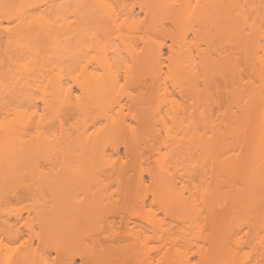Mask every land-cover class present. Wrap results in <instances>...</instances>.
Instances as JSON below:
<instances>
[{
    "label": "bare ground",
    "instance_id": "obj_1",
    "mask_svg": "<svg viewBox=\"0 0 264 264\" xmlns=\"http://www.w3.org/2000/svg\"><path fill=\"white\" fill-rule=\"evenodd\" d=\"M182 1L185 2L133 0L129 4V0H0V6L4 3L31 6L13 10L15 14H23L10 37L0 27L3 34L0 38V68H7L9 82L8 86L0 82V90L22 93L28 101L23 106L0 108V116H5L0 126V199L7 196L5 191L2 195L3 189L7 186L6 189H12L9 185H16V189L22 191L21 196L30 198V201L26 198L29 201L26 219L31 226L36 222L44 235L43 240L36 241L37 249L42 248L45 252L50 250L49 247L58 249L60 259L67 251H72L71 256L78 254L83 261L99 260L109 264L112 252L103 249V242L99 240L101 243L98 244L94 235L95 241L92 240L89 229L92 225L95 229L102 220L105 223L106 219L102 217L106 213L104 209L108 208L109 194L107 199L102 191H108L106 180L112 182V186L116 183L120 195V188L122 191L147 190L146 174L151 180V189L155 187L152 192L156 193L155 200L160 209H169L170 212L175 206L173 210L176 212H170L171 217L179 214V220L185 222L180 224L185 226L187 221L192 231L197 229L196 238L211 245L204 250L216 248L215 252L199 254L203 260H209L208 264L238 261L239 255L236 252L229 254L232 246L228 248V245H233L232 232L240 221H247L251 229L245 244L255 242L256 245V237H260L257 225L264 227V91L260 87L264 75L260 58L264 49L260 45L259 26L257 24L249 37L241 30L242 25L237 24L239 18L234 5L248 4V0ZM197 3L199 7H196ZM257 6L260 7L258 2ZM257 6L249 11L255 10L256 14ZM120 11L130 19L117 25L115 21ZM142 14L145 16L143 20ZM255 18L258 20L259 15ZM168 21L175 31L166 28ZM166 39L173 41L171 47L166 46L169 53L164 49ZM90 50L94 56L86 55ZM25 58L30 61L27 70L16 71ZM81 59L94 65L96 71L94 74L88 72L77 81L70 73ZM119 69L123 71L118 74ZM147 78L151 79L148 81L150 85H146ZM69 79L74 91L66 102L62 96H67L68 89H62L60 84ZM118 80L124 83L123 88L119 87ZM166 81L170 82L172 91L178 90L176 93L183 100L179 102L170 95L168 87L165 88ZM37 93L48 97L47 109L42 100L34 98ZM77 93L81 95L80 101H75ZM167 95L171 96L170 99ZM183 97L190 103L188 117L185 111L180 113L185 105L189 106ZM36 104L41 107L32 110L47 112L43 118L32 117L29 108ZM165 105L167 113H164ZM169 111L172 122L169 125L176 128L163 127ZM70 117L75 118V124L68 122ZM65 120L70 124L68 127ZM160 130L165 131V137L168 135L166 138L170 139H165L168 142L164 140L167 144L160 143L168 156L165 151L160 154L162 147L158 150L154 145L160 142ZM152 136H155V142L158 141L153 145ZM120 139L125 140L129 152L126 154L130 156L126 157L127 160L118 156ZM172 145H175L174 150L169 149ZM148 146H154L155 151ZM144 147L149 148V155L145 154ZM156 150L159 157L153 158L150 166L148 162L151 160L146 162V159L155 157ZM182 152L184 156L188 154L187 158L190 156L186 166ZM172 153L181 156H176V160ZM172 157L176 160L172 161L173 164ZM42 163H46L43 165L48 169ZM48 163L53 167H48ZM177 176H181L183 182L184 179L187 182L190 179V182L187 185L181 181V184ZM6 193L9 196V190ZM15 197L19 201L26 200L20 197V193ZM105 198L107 204H104ZM122 203V207L115 208L121 211ZM112 204L108 209L114 213ZM2 208V211L6 210L4 206ZM21 212L15 211V216L21 217ZM150 213L154 214L149 212L148 215ZM148 217V221L150 217L155 218ZM200 218L205 220L206 223H202L210 228L211 233L206 231L205 225H200ZM150 222L158 225L160 221ZM2 223L0 226L4 228ZM160 227L164 228L161 223ZM2 228L0 230L4 233ZM98 228L101 229V224ZM78 232L92 242H85V237H81L84 242L80 239L83 244L79 242ZM75 244L79 245L77 249H73ZM251 244L249 246L253 247ZM129 246L133 248L135 245ZM223 246L225 250H221ZM176 252L167 254L169 259L163 257L164 260L169 264L180 261L186 264L188 256ZM70 255L64 259H69ZM5 258L0 252V261ZM20 258L39 260L40 256L33 250ZM124 260L122 264L131 259Z\"/></svg>",
    "mask_w": 264,
    "mask_h": 264
},
{
    "label": "rangeland",
    "instance_id": "obj_2",
    "mask_svg": "<svg viewBox=\"0 0 264 264\" xmlns=\"http://www.w3.org/2000/svg\"><path fill=\"white\" fill-rule=\"evenodd\" d=\"M260 1L261 0H258V1H254L253 0V3L254 4H256L255 6H257V2H258V4L260 5ZM180 2H185V1H182V0H180ZM248 4H250L251 3V5L253 4L252 3V0H248ZM133 3V0H129V4H132ZM246 3V2H245ZM253 4V5H254ZM249 8H252V7H249ZM249 8L247 9V11H248V13L250 14H252L253 12H255V10H253V9H256V8H253L251 11L252 12H250L249 11ZM257 9L259 10V12H261V8L259 7V6H257ZM258 10H256V16L258 17V15H259V13H258ZM137 11H138V13H139V9L137 8ZM47 13H48V9H47ZM255 16V17H256ZM142 17H145L143 14H142ZM168 23V24H167ZM167 23H165V26H166V28L167 29H169L170 31H175L173 28V25H171V24H169L170 22L168 21ZM173 29V30H172ZM192 36V35H191ZM190 36V38H192ZM3 37V34H2V32L0 31V38H2ZM172 38H173V36H171ZM166 38V37H165ZM172 38H171V40H172ZM164 39V38H163ZM168 39V38H167ZM166 39V43H168V44H166L165 43V52H167V53H169L168 51V46L170 45V47H171V45L173 44V43H170V42H173V41H170V40H167ZM164 41H165V39H164ZM163 41V42H164ZM169 41V42H168ZM168 48H167V47ZM167 49V50H166ZM166 53V54H167ZM168 55V54H167ZM7 69V68H6ZM6 69L5 68H0V82L2 83V84H4V85H6V86H8V84H9V82H8V80H7V77H6ZM123 74V73H122ZM122 77V76H121ZM146 81H147V83H146V85L148 84V83H150L151 82V79L150 78H147L146 79ZM148 81H150V82H148ZM163 82V81H162ZM166 83L168 84L167 86H165V84L163 83V85L165 86V88H166V90H167V87H168V91L171 93L170 95H172V97H175L176 99L178 98V101L180 102L181 100H183V99H180V97L181 96H179V93H176V92H178V90L176 89V92H174V91H172L173 90V87L171 86V84H170V82L168 83L167 81H166ZM169 84H170V86H169ZM148 85H150V84H148ZM163 86V87H164ZM170 87H172V88H170ZM175 89V88H174ZM133 90V89H132ZM171 90V91H170ZM169 92H166V93H169ZM173 93V94H172ZM176 93V94H175ZM40 94V93H39ZM163 94V93H162ZM36 95V94H35ZM40 96V95H39ZM37 96H35L34 98L36 99V100H38V98H36ZM166 97V96H165ZM167 97L170 99V97L171 96H168L167 95ZM168 98H166L167 100H168ZM184 98V97H183ZM173 99V98H172ZM171 99V100H172ZM185 100L187 99V98H184ZM184 100V101H185ZM124 101H126V100H124ZM169 101V100H168ZM168 101H167V103H168ZM187 101V100H186ZM185 101V102H186ZM38 102H40V100L38 101ZM185 102H184V105H185ZM188 103H189V101H187ZM28 103V101H27V97L26 96H23L22 95V93H18V94H16V93H4L3 91H1L0 90V108H6V109H10V108H14V107H19V106H23V105H26ZM167 103H166V105H167ZM175 103H176V101H175ZM164 106V108L165 107H167L168 105H171L170 103H168V105L167 106ZM178 105H179V103H178ZM181 105H183V104H181ZM183 105V106H184ZM177 106V105H176ZM170 107V106H169ZM188 107H190V103H189V106L187 105V107H186V105L183 107L184 109H182V111L180 112L181 114H184L183 113V111H185L186 113H187V111H188ZM167 108H165L164 109V113H167L168 112V110H166ZM169 109V108H168ZM177 109V108H176ZM165 110L167 111V112H165ZM170 110V109H169ZM217 110V109H216ZM177 112H179V111H177ZM171 113V111H169V113H168V115ZM188 115V113L186 114V116ZM166 117H170V115L169 116H167V114L165 115ZM181 116V115H180ZM179 116V117H180ZM188 116H190V115H188ZM187 116V117H188ZM4 117L5 116H0V119H4ZM76 117V116H75ZM185 117V116H184ZM187 117L185 118L186 120H187ZM193 117V116H192ZM191 117V118H192ZM73 118V117H72ZM71 117L70 118H68V122L70 123V124H75V123H73V122H76V120H74V119H72ZM182 118V120H184L183 119V116L181 117ZM77 119V118H76ZM188 119H190V117L188 118ZM195 119V118H194ZM193 119V120H194ZM171 120V119H170ZM192 120V121H193ZM65 123H66V126L68 127V125H70V124H68V122H66V120L64 121ZM185 123L187 122V121H184ZM191 122V121H190ZM196 122V121H195ZM194 121H193V123H195ZM172 123V122H171ZM170 123V124H171ZM174 124V123H173ZM185 125V124H184ZM169 126H171V125H169ZM174 125H172L171 127H173ZM176 126H177V124H176ZM191 126V125H190ZM194 125H192V127H193ZM66 127V128H67ZM158 127H160V126H158ZM175 127V126H174ZM189 127V126H188ZM161 128V127H160ZM176 128V127H175ZM186 128V127H185ZM173 129V128H172ZM193 129V128H192ZM178 130V129H177ZM176 130V131H177ZM189 130V129H188ZM172 131H174V130H172ZM176 131H175V133H176ZM190 131V133L192 132V130H189ZM158 133V132H157ZM174 133V132H173ZM172 133V134H173ZM184 133V132H183ZM182 133V134H183ZM161 134L162 136H160L159 137V135ZM156 136L157 137H159L158 139H160L159 141L160 142H155L156 140L153 138V137H155V136H152L151 138L154 140V141H152V140H150V141H152V145H153V142L154 143H157V144H154L155 145V148L156 149H158V147L160 148V147H162V148H160V150H159V152H160V154L161 153H163V151H165L166 152V150H165V148L163 149V147H164V145L163 144H167L165 141H167L168 139L165 137V131L163 132V131H159V133H158ZM185 134V133H184ZM164 135V136H163ZM156 137V138H157ZM164 137V138H163ZM169 137V136H168ZM185 137V136H184ZM151 138H149V139H151ZM165 139H167V140H165ZM165 140V141H164ZM149 141V140H148ZM164 141V142H163ZM169 141H170V139H169ZM146 142H147V140H146ZM163 143V144H160V143ZM168 142V141H167ZM172 142V141H171ZM151 143V142H150ZM147 144H149V142L147 143ZM125 140H123V139H120L119 140V142H118V151H119V157H121L122 159H124V158H126L127 156H128V158L130 157L129 156V154L127 155L126 154V152H128V149H126V147H125ZM143 145H145V144H143ZM142 145V146H143ZM150 145V144H149ZM152 145H150L151 147H152ZM162 145V146H161ZM168 145H169V143H168ZM168 145H167V147H168ZM170 145H171V143H170ZM145 146H147V145H145ZM150 146H148L150 149H153L154 148V146H153V148H151ZM173 146V145H172ZM171 146V147H172ZM175 146V145H174ZM169 147V149H172V150H174L175 149V147ZM145 148V147H144ZM144 148H142L143 150H145L144 152H145V154L146 155H149L151 152L150 151H148L149 150V148H147L148 150H146V148L144 149ZM176 148H177V145H176ZM141 149V150H142ZM162 149V150H161ZM183 149V148H182ZM186 149V148H185ZM127 150V151H126ZM142 150V151H143ZM154 151H155V149H153ZM158 150H156L157 152H153L154 154L153 155H155V157H151L152 159H146V162H148V161H150V162H148V163H151L150 164V166H152V164H153V158H156V159H158L156 156H158V154H159V152H158ZM168 150V149H167ZM152 151V150H151ZM170 151V150H169ZM183 152H184V149L182 150ZM143 152V153H144ZM148 152H150L149 154H148ZM170 152H172V151H170ZM183 152H182V155H183ZM129 153V152H128ZM173 153H175L174 151H173ZM172 153V155H175V158H176V156H177V158H179V156H181V155H176L177 154V152H176V154H173ZM165 154V153H164ZM166 154H167V152H166ZM171 154V153H170ZM180 154V153H179ZM145 156V155H144ZM167 156H168V154H167ZM170 156V155H169ZM186 156H188V154L186 155L185 154V156L183 155V157H184V166H186V164L189 162V158H190V156H189V158H187ZM146 157V156H145ZM159 157V156H158ZM182 157V158H183ZM177 158H176V160H177ZM160 159V158H159ZM170 159V158H169ZM125 160V159H124ZM126 160H127V158H126ZM171 160V164H173L172 163V161H174L175 159L172 157V159H170ZM176 160H175V162H176ZM182 161V160H181ZM180 161V162H181ZM179 162V163H180ZM178 163V164H179ZM46 165V163H42V165ZM43 165V167H45ZM49 165H50V163H48V167H49ZM147 165V164H146ZM180 165V164H179ZM178 165V166H179ZM182 165V164H181ZM52 165H50V167H51ZM177 165H176V167H178ZM183 166V165H182ZM181 166V168L183 169V167ZM53 167V166H52ZM147 168H148V165H147ZM179 168V167H178ZM45 169H48V168H46L45 167ZM180 169V168H179ZM181 169V170H182ZM186 170V169H185ZM185 170H183V171H185ZM177 173H179V171L177 172ZM180 173H181V171H180ZM179 173V174H180ZM179 174H177V175H179ZM186 174L188 175V173L186 172ZM185 174V179H186V175ZM189 176V175H188ZM177 178H178V181L180 180V182L182 181V179H180L181 178V176H177ZM199 178V177H198ZM102 179H103V177H102ZM185 179H184V182H187V181H185ZM188 179H189V177H188ZM187 179V180H188ZM208 179H209V177H208ZM146 184H145V186H149V188L147 189V190H145V191H142V190H135V189H133V190H129V191H125V190H123L122 191V189L120 188H118L119 190H121V194L119 195L118 193H117V185H116V183L115 184H113L114 186H112V182H111V184L109 183V182H107V180H106V183H107V187H109V188H107L108 189V191H107V189H106V191L107 192H103L102 191V193H104L105 194V197L107 198L108 196H109V199H112L113 201H109V199H108V204L106 203L107 201V199L105 198V203L104 204H107V206L106 205H104V208H106V207H108L109 208V206H110V204H112L113 205V209H115L113 212L114 213H111L110 211H112V209L111 210H109L108 208H106L107 210H105L104 209V211H106V213H104L103 214V217L102 218H104V220H105V223L103 224V220H102V223H100V222H98L99 224H101V229L100 228H98V226H99V224L96 226L95 225V223H96V221H94V225L96 226V228H98V230L95 228H93L94 226L92 225L91 227L92 228H90L89 227V229L91 230L90 231V234H92V238H93V235H94V238L95 239H97L96 241H97V243L99 244V242L101 241V242H103V243H101V244H103L104 246H102L101 244H100V246H102V248L104 249V248H107V249H109L111 252H112V255H111V257L109 256V258H110V260H109V264L111 263V264H122L123 263V261H125L124 259H126V262H128L127 260H128V258H130L131 260H129V262L127 263V264H129L130 262H132V263H130V264H139V262H141V261H143L144 260V258L146 257V256H154L155 255V247H152V246H156V247H162V248H167L168 249V251H167V253L165 254V256H164V258H166L167 256V254H170V253H172V254H174V252H176V253H178V252H181L182 253V255H183V253L185 254V256H188L187 258H185V260L187 259V261H188V258H191V252L190 251H188L189 249H195V251H196V253H197V256H198V258H200V259H202V258H204V257H201V256H199V254L200 255H202L204 252H206V251H208V252H210L211 250H214V252L216 251V248H213V249H211V250H204L205 248L206 249H208L207 247H210L211 245H210V243L208 244H206V243H204L205 242V240L203 241V240H201V239H199V238H196V236H195V234L197 233L196 231H197V229H195V231L193 232L192 231V226L190 225V228H189V226H188V222L186 221V224H185V226L183 225L185 222L184 221H182V220H179L180 219V217H178V216H180L179 214L177 215V214H175V217H176V219H175V217H174V215H173V217H171V213H174V212H176V211H174L173 209H175V206H174V208H172V211H171V208H170V212L166 209H164V211L166 212V215H164V211L163 210H161L160 208V205L156 202V200H155V195H156V193H154V192H152V189H154L155 187H153L152 189H151V186H152V183H151V180H150V178H149V176L146 174ZM190 180V179H189ZM188 180V182H190ZM200 180H198V182H199ZM209 181V180H208ZM183 182V181H182ZM182 182H181V184H182ZM183 182V183H184ZM188 182H187V185H188ZM210 182V181H209ZM16 184V183H15ZM26 184H28L29 185V183H27L26 182ZM11 185H13V183L11 184ZM19 185V184H18ZM179 182H178V187H179ZM14 186V185H13ZM13 186H10L9 185V188H12V189H3L1 192H2V195H3V191H5V194L8 196V193H6V190H9V198L6 196L5 198L7 199V201L8 202H6L5 200V198L4 199H0L1 201H4V202H1V204L2 203H5V205H3L2 204V207L4 206V209H6V210H4L5 211V215H6V217H5V215H4V217H3V212L4 211H2L3 210V208L1 207V204H0V211L2 212H0L1 214H0V223H2V221H5V220H8L7 221V223L9 222L10 223V221H11V224H14V223H16V218L19 216H15V215H17L16 213H15V211H22L21 212V214L20 213H18V214H20L21 216L23 215L25 218L27 217V211L29 210L28 208H26V207H28L27 205L29 204L28 202L30 201V198L29 197H26V198H28V200L22 195L21 196V192L22 191H20V188H18V189H16V185L13 187ZM99 186V185H98ZM182 186V185H181ZM180 186V187H181ZM183 186H186V183L183 185ZM20 187H22V186H20ZM95 187V186H94ZM187 187H190V185L189 186H187ZM96 188H97V186H96ZM147 188V187H146ZM13 189H16L15 190V192H14V190ZM22 189V188H21ZM79 191H80V189H78ZM135 190V191H134ZM11 192V193H10ZM78 192V191H77ZM80 192H82V191H80ZM80 192H78V193H80ZM13 193V194H12ZM17 193H20V197H24L26 200H27V202H25V201H23V199L21 200L20 199V201H19V198H17V197H15V195L17 194ZM76 193V192H75ZM77 193V195H79L80 197H81V195L80 194H82V193H80V194H78ZM107 193L109 194L108 196H107ZM177 193H179V189L177 190ZM188 193H186V195H187ZM76 195V194H75ZM1 196V195H0ZM79 196H77L78 198H79ZM83 196V195H82ZM104 196V195H103ZM111 196V197H110ZM188 196V195H187ZM3 197V196H2ZM76 197V196H75ZM76 197V198H77ZM123 197V198H122ZM82 198V197H81ZM80 198V199H81ZM124 199H125V201H124ZM122 200V201H121ZM24 203H23V202ZM103 201H104V199H103ZM102 201V202H103ZM109 202H110V204H109ZM117 202H118V205H117ZM123 202V203H122ZM125 202V203H124ZM8 203V204H7ZM26 203V204H25ZM121 203H122V205H123V208H121V211L120 210H118L119 208L118 207H116L115 208V206H121ZM132 204L135 206H132ZM9 205V208L7 207ZM111 205V206H112ZM106 206V207H105ZM119 206V207H120ZM122 207V206H121ZM118 208V209H117ZM9 209V210H8ZM10 209H12L13 211H11ZM28 209V210H27ZM122 209H123V211H122ZM149 209H151V211H149ZM10 211V212H9ZM163 211V212H162ZM8 212V213H7ZM14 212V213H13ZM111 213V214H109V215H107L108 213ZM117 212V213H116ZM149 212H152V213H154L153 215H151V213L149 214L150 216H154L155 218H151L150 217V221H154V220H156V221H160L159 222V224L157 225V224H154L155 222H153V223H151L150 221H148V219H149V215H148V213ZM8 214H9V216L11 217H9L8 216ZM106 214V215H105ZM105 215V216H104ZM204 216L205 215H202V217L204 218ZM16 217V218H15ZM148 217V218H147ZM2 218H3V220H2ZM6 218V219H5ZM8 218V219H7ZM10 218V219H9ZM19 218V219H18ZM17 219L18 220H20L21 219V217H18ZM178 218V219H177ZM202 218V220L203 221H201V218L199 219L200 221H199V223H200V225L202 226V227H205L206 226V224H203L202 222H204V223H206L205 222V220H206V216H205V220ZM175 220H178V221H175ZM21 222V221H20ZM110 223V226H108V224ZM182 223L183 222V224H180V223ZM6 222H4V223H2V226H4L3 224H5ZM22 223H23V220H22ZM160 223L162 224V226L164 227V228H161L160 227ZM35 224H36V222H35ZM35 224H33V227L35 228V226L37 227L38 225H35ZM97 224V223H96ZM106 224V225H105ZM154 224V225H153ZM203 224V225H202ZM1 225V224H0ZM35 225V226H34ZM102 225H104L103 227H102ZM205 225V226H204ZM90 226V225H89ZM262 225H260V226H258L257 225V227H259V228H257L256 229V231L258 230L259 232V234H260V232H261V229L262 228H264V227H261ZM1 227V226H0ZM187 227V228H186ZM2 228V227H1ZM0 228V229H1ZM33 228V229H34ZM2 229H4V228H2ZM89 229H87V230H89ZM100 229V230H99ZM207 229V230H206ZM206 231L207 232H210L211 233V230L209 231V229L210 228H208L207 226H206ZM35 230H38V227H37V229L35 228ZM202 230H203V228H202ZM200 231V230H199ZM256 231H255V233H256ZM86 232H88V231H86ZM204 232V231H203ZM202 232V233H203ZM0 233L2 234L3 233V231L2 230H0ZM85 233V232H84ZM83 233V234H84ZM97 233V235L99 234L100 235V237H99V235L97 236V235H95ZM101 233V234H100ZM149 233H151V236H152V240L149 242L150 243V248L148 249V250H141L140 249V247H139V245H138V241H139V239L141 238V237H143V236H146V235H148ZM201 233V234H202ZM206 233V232H205ZM205 233H204V235H205ZM4 234V233H3ZM90 234L88 233V235H89V237H90ZM252 234L253 235H255L254 234V232H252ZM82 235V234H81ZM102 235V236H101ZM203 235V234H202ZM201 235V237H204V236H202ZM207 235H208V233H207ZM77 236L79 237L80 236V232H78V234H77ZM86 236V235H85ZM85 236H80V238H78L79 240L81 239V237L82 238H84ZM199 236H200V234H199ZM257 236V234L255 235V237ZM259 236H257L256 237V240L258 241V238ZM92 239V240H94L95 241V239ZM100 238V239H99ZM85 239V242H92V240L91 241H88V240H90V239H88V237L86 238H84ZM88 239V240H87ZM259 239H260V237H259ZM78 240V241H79ZM82 240V239H81ZM81 240L79 241V242H81ZM100 240V241H99ZM255 240V241H256ZM83 241V240H82ZM84 242V241H83ZM206 242H208L207 240H206ZM35 243H38V242H35ZM82 243V242H81ZM93 243H95V242H93ZM177 243H179L180 245H181V248H180V250H177L174 246L177 244ZM253 243H255V242H253ZM252 243V244H253ZM83 244V243H82ZM85 244V243H84ZM251 243H249V244H246L247 245V247L250 245ZM252 244H251V246H252ZM38 245V244H37ZM129 245H132V246H134L133 248H131V246H129ZM209 245V246H208ZM228 245V244H227ZM254 246L252 247L253 248V250L254 251H256L259 247H258V245H257V243H256V245L255 244H253ZM77 246H79L78 244H75V247L76 248H73V249H77L78 247ZM84 246V245H83ZM130 247L129 249H127L128 247ZM231 246H232V243H230V245H228V248H231ZM226 247V246H225ZM250 247V246H249ZM50 248V250H48V252L47 253H52L53 251H57L58 249H55V248H52V247H49ZM202 248H203V251H202ZM222 249H224V246H223V248L221 247V250ZM225 250V249H224ZM59 251V250H58ZM109 251V252H110ZM227 251H230V250H227ZM60 252L61 251H59V254H60ZM201 252V253H200ZM203 252V253H202ZM220 252V251H219ZM246 252H247V249H245V251L243 252V253H239V254H237V253H235V251H233V250H231L230 252H229V254H232V253H235L237 256L239 255H241L240 257L242 258V257H246V259H247V254H246ZM63 253V252H62ZM67 254V256H69L70 254L72 255V251L70 252L69 251V253H68V251L66 252ZM74 253V252H73ZM180 253V254H181ZM65 253H63V255H64ZM171 254V255H172ZM205 254V253H204ZM212 255H214V257L216 256L214 253H211ZM218 254V253H217ZM66 255H64V258L65 257H67ZM70 255V257H68L69 259H72L73 261H77V260H79V261H83L82 260V257L80 256V255H78V254H76L75 255V253L73 254V256H71ZM110 255V254H109ZM222 254L220 253V256H221ZM234 256V257H237V256ZM60 256V255H59ZM119 256V257H118ZM123 256H125L124 258H123ZM173 256V255H172ZM203 256V255H202ZM218 256V255H217ZM233 256V255H232ZM238 256V260H241V258ZM131 257H133V258H131ZM169 257H170V255H169ZM212 257V256H211ZM223 257V256H222ZM222 257H220V258H222ZM60 258V257H59ZM64 258H61V259H64ZM120 258V259H119ZM163 258V259H164ZM218 258V257H217ZM240 258V259H239ZM169 258L167 257V260H168ZM223 259V258H222ZM123 260V261H122ZM204 260H207L206 258L204 259ZM224 260H225V258H224ZM242 260H244V259H242ZM121 261H122V263H121ZM211 261H213L212 259H211ZM220 261V260H219ZM208 262H209V260H208ZM217 262V261H216ZM221 262V261H220ZM218 263V264H224L225 262H222V263ZM210 264H211V262H210ZM216 264V263H215Z\"/></svg>",
    "mask_w": 264,
    "mask_h": 264
},
{
    "label": "snow or ice",
    "instance_id": "obj_3",
    "mask_svg": "<svg viewBox=\"0 0 264 264\" xmlns=\"http://www.w3.org/2000/svg\"><path fill=\"white\" fill-rule=\"evenodd\" d=\"M173 3H175V0H173ZM200 5L197 3L196 7H199ZM2 11H0V27L3 29V33L8 34L10 37V34L12 33L13 29L18 28L19 22L21 19L22 12L20 14H15L14 9H25L27 7H31L30 5H16L12 3H4L2 6ZM125 8L127 5L124 6ZM234 7L237 9L236 15L239 18L237 20L238 25H242L241 30L249 37L253 35V31L255 30L257 24L259 26L260 31V45L262 49H264V0H261L260 2V8L261 12L259 14V19L257 20L255 18L256 14L253 12L252 14H249L246 9L249 7H255V5H250L247 3H238L234 5ZM240 9H245V11H240ZM117 11H119V8H117ZM130 17L125 13L120 11L119 15L116 18V24L122 25L124 21L129 20ZM141 20H143V17H141ZM10 42V40H9ZM94 52L90 50L88 53H86L87 56L91 57L94 56ZM261 64L264 66V55H261ZM30 63V61L25 58V62L22 63L16 71H23L27 70V65ZM129 69L131 70V64L129 62L128 64ZM96 71L94 65L87 64L83 59L79 61V63L76 65L74 69H72L70 75L74 77L77 81H79L82 76H85L88 72H94ZM123 69L118 70L119 72H122ZM119 87L123 88L124 83L120 80L117 81ZM60 87L67 88V96H62V99H64L66 102L68 99L72 97L74 86L71 79L61 82ZM261 90L264 91V75H262V82H261ZM37 98L42 100L43 107L47 109L48 107V97L39 96V93L36 94ZM81 95L77 93L75 95V101H80ZM73 101V102H75ZM175 103V101H173ZM41 107V105L36 104L33 105L31 108H29V111L31 112L32 117L40 116L43 118L47 115V112L40 113L38 111H33L32 109H38ZM4 123L3 119H0V126H2ZM170 124V117H165L163 121V127L168 128ZM115 162V161H113ZM151 211V209H149ZM21 220H23V223L20 222V220H17L15 224H9L5 223L4 225V234L0 235V252H3L5 255V259L0 261V264H106L104 261L99 260H88V261H73L72 259H60L59 258V251H53L52 253H46L42 248L37 249L36 241L37 240H43L44 235L41 230H36L34 232L33 226L29 224L28 219L21 216ZM250 227L247 221H240L238 225L235 226V231L232 232V236L234 238V243L232 245V250L235 251L237 254L240 252H244L245 249H247V256L248 258L245 260H238V261H229L227 264H264V228L261 229L260 232V239L257 241V244L259 245V248L254 251L252 247H247L245 244V239L250 235ZM152 240L151 233H149L146 236H143L139 239L138 245L140 249L148 250L150 248V241ZM243 245V246H242ZM155 247V255L154 256H146L143 261L139 262V264H169L167 260H164L163 257L167 253V248L162 247ZM177 250H180L181 245L177 243L174 246ZM36 250L37 254L40 256L39 260H26L21 259L20 257L23 256L25 253ZM188 251L191 252V258L188 259L186 264H208L207 261L198 258L197 253L195 249H189ZM178 264H185L184 261L178 262Z\"/></svg>",
    "mask_w": 264,
    "mask_h": 264
}]
</instances>
